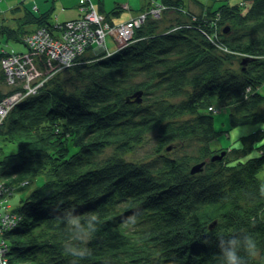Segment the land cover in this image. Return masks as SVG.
<instances>
[{"label": "trees", "instance_id": "1", "mask_svg": "<svg viewBox=\"0 0 264 264\" xmlns=\"http://www.w3.org/2000/svg\"><path fill=\"white\" fill-rule=\"evenodd\" d=\"M159 1L160 16L128 42L98 53L89 46L0 122V182L13 194L43 177L8 210L14 222L0 232L8 264H223L218 237L241 234L254 241L239 253L243 264H264V129L236 149L210 145L219 134L214 97L234 107L232 125L264 121V0ZM50 12L30 8L15 26L0 23V100L14 90L4 91L1 37L24 42L33 25L56 34L70 19L53 23ZM151 130L159 154L126 158ZM258 139L260 153L249 157ZM183 141L195 149L177 154L172 143ZM66 210L99 216L82 259L64 251Z\"/></svg>", "mask_w": 264, "mask_h": 264}, {"label": "rangeland", "instance_id": "2", "mask_svg": "<svg viewBox=\"0 0 264 264\" xmlns=\"http://www.w3.org/2000/svg\"><path fill=\"white\" fill-rule=\"evenodd\" d=\"M92 1L95 3L97 8L106 15V17L110 22L112 21L117 22V21L129 19L132 16H137L141 12L148 10L149 7L154 5L155 3H161L159 0H92ZM222 1L223 0H200V2L206 5H214V6H217ZM227 1L231 3H238L241 0H227ZM161 5L163 6L162 8L163 11L165 9V5L162 3ZM115 6H117V8L119 9L117 13H114L112 11V9H114ZM190 6H192L193 12H195L196 14H198L201 11L198 5H193L191 3ZM30 8L35 10L37 13L41 12L42 10L50 9L51 21L53 23L63 22L67 19L77 18L81 16L80 0H0V23L3 22L2 21L3 18H6L5 21L6 23L15 26L17 22L16 19L18 18V16L23 15ZM167 13L168 15H171V17L168 19L169 21L175 20V17L178 15V13L174 11H170ZM149 17H153V16H149ZM226 26L230 28L229 25ZM36 27H37L36 25L31 26V30H35ZM108 35L109 36L107 37V42L106 40L104 42L105 45L102 44L95 45L94 52L98 53L102 50L107 51L108 49L114 50V48L116 47L115 41L113 39L115 35L114 33H109ZM1 38H2V44L4 46L3 50L15 51V52H25L27 50V46L24 44V42H22V40H14L12 38L6 40L5 37H1ZM125 43L126 42L122 43L116 40V45L118 47L122 46ZM107 45L109 46V48ZM38 70L39 71L36 72L38 77L32 78L33 84L39 83L37 87L43 86V84H45L46 81H48L50 78L54 76L55 73L58 72L57 71L51 73L47 70L45 66H43ZM21 77L23 76H20V78ZM7 85L8 86L4 89V91L9 90L11 87L14 88V90L4 95L0 100V112H1V106L4 107L2 113H0V119L3 116H4L3 118H5V116L8 114V112L11 109V107H8L10 103L8 99L15 96V94L19 90H23L25 83L19 80L16 84L8 83ZM259 89L264 93V84L261 85ZM21 97H23V94L18 96L16 102L19 99H21ZM16 102L11 104L10 106L15 105ZM233 108L234 107L232 105L221 103L216 99V97H214V102L210 107V109L214 114V124L216 129L219 130V134L210 141V145L212 148L215 149L223 148L222 150L224 151L225 149L229 150L232 148L236 149L242 147L243 142L241 136L246 135L259 128L264 129V121L249 122L240 125H232L230 120V114L232 113ZM3 118L1 119V121L3 120ZM149 133L150 134H148L146 138L141 143L138 144V146L135 148L133 152L129 154H125L124 156L129 160H133V161L149 160L154 156H157L159 154V152L156 151L157 138L155 136L154 131L151 130L149 131ZM261 143H262L261 139L255 141L254 146L248 152L249 157L258 155L260 153L259 146ZM172 144L174 145V147H177L176 149L177 154L182 153L184 151H192L196 147L195 144H192L190 148L189 146L190 141H183L182 143L173 142ZM13 148H15L14 144H10L7 146V150H12ZM107 152L112 153L113 152L112 148L109 147ZM221 152L222 151H220V153ZM171 154H175L174 151H171ZM258 175L264 181V166L260 169ZM42 178L43 177L31 178V180H29V183L25 184V186L22 187L20 186V184L15 185L13 187L14 188L13 194L11 196L9 195L8 197H6V192L4 193L2 190V193L0 194L1 197L0 202L4 203V208H6L7 206H9L8 209L17 207L21 201V198L26 196L36 185L40 184ZM0 257H2V255H0Z\"/></svg>", "mask_w": 264, "mask_h": 264}, {"label": "built area", "instance_id": "3", "mask_svg": "<svg viewBox=\"0 0 264 264\" xmlns=\"http://www.w3.org/2000/svg\"><path fill=\"white\" fill-rule=\"evenodd\" d=\"M162 8L161 3H155L137 16L110 22L92 0H80L81 16L68 20L65 25L60 26L56 34L50 32L46 26H38L35 30L28 32L23 38L27 50L25 52L6 50L2 59L8 82L16 84L21 80L25 83L23 90H19L15 96L8 99L10 101L8 107H12L10 105L16 102L19 95L37 90L39 83H32V78L38 77L36 72L39 71L34 62L35 56L43 60L49 72L60 71L72 64L76 56L86 51L89 46L105 45L104 42L105 40L107 42L109 33H114L115 44L116 40L122 43L128 42L132 38L135 28L140 26L149 16H160ZM20 76L23 77L20 78ZM3 108L1 106L0 113H2ZM2 190L4 193L6 192V197L12 195V192H9L0 182V194ZM8 207L4 208V203L0 202V232L3 227L14 222V215L8 211ZM7 250V243L1 239V264H8L7 258L4 256Z\"/></svg>", "mask_w": 264, "mask_h": 264}, {"label": "clouds", "instance_id": "4", "mask_svg": "<svg viewBox=\"0 0 264 264\" xmlns=\"http://www.w3.org/2000/svg\"><path fill=\"white\" fill-rule=\"evenodd\" d=\"M67 225V231L70 237L64 245V251L67 255L74 258H84L90 253L86 246L87 242L98 230L100 223L99 216L96 213H87L84 215H75L73 210H66L63 216ZM222 242L220 251L223 258V264H243L240 251L254 248V241L249 234H241L231 239L218 237Z\"/></svg>", "mask_w": 264, "mask_h": 264}, {"label": "water", "instance_id": "5", "mask_svg": "<svg viewBox=\"0 0 264 264\" xmlns=\"http://www.w3.org/2000/svg\"><path fill=\"white\" fill-rule=\"evenodd\" d=\"M218 157H219V156H218L217 154H214L211 158H212V160H214V159H216V158H218ZM203 165H204V161H203V162L195 163V164L191 167V171H192V172H197V171H199V170L202 169Z\"/></svg>", "mask_w": 264, "mask_h": 264}, {"label": "bare ground", "instance_id": "6", "mask_svg": "<svg viewBox=\"0 0 264 264\" xmlns=\"http://www.w3.org/2000/svg\"><path fill=\"white\" fill-rule=\"evenodd\" d=\"M14 106V105H13ZM29 183V180H24V181H21L20 183H18V184H20V186L22 187V186H25V184H28ZM20 187V188H21Z\"/></svg>", "mask_w": 264, "mask_h": 264}]
</instances>
